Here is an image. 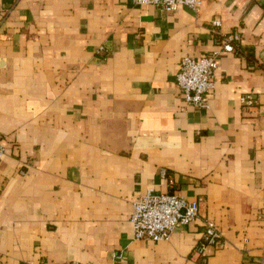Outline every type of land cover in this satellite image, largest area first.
I'll use <instances>...</instances> for the list:
<instances>
[{
	"label": "crops",
	"instance_id": "obj_1",
	"mask_svg": "<svg viewBox=\"0 0 264 264\" xmlns=\"http://www.w3.org/2000/svg\"><path fill=\"white\" fill-rule=\"evenodd\" d=\"M235 32L209 107L186 103L181 58ZM0 141V264H264V0H0ZM147 190L198 218L134 239ZM206 218L221 246L202 254Z\"/></svg>",
	"mask_w": 264,
	"mask_h": 264
},
{
	"label": "built area",
	"instance_id": "obj_2",
	"mask_svg": "<svg viewBox=\"0 0 264 264\" xmlns=\"http://www.w3.org/2000/svg\"><path fill=\"white\" fill-rule=\"evenodd\" d=\"M139 5H152L170 12L180 6L198 9L203 0H133ZM218 26L220 22L214 20ZM240 38L237 32L224 36L222 42L211 54L194 57L184 55L178 65L175 75L176 83L186 103L196 108H208L210 94L215 86L214 73L218 66V56L222 52H232L234 42ZM100 49H103L102 47ZM240 102L245 107L254 105L255 99L251 92L240 97ZM6 147L0 141V162L5 154ZM166 175L164 169L161 170ZM170 185L174 184L168 178ZM132 209L129 220L132 225L133 238L136 240L160 241L167 240L174 228L178 225L189 224L199 215L198 199H188L175 190L156 192L147 190L131 202ZM203 236L198 244L197 251L205 254L208 247L221 246V232L214 220L206 218L203 221ZM61 264H81L76 260H68Z\"/></svg>",
	"mask_w": 264,
	"mask_h": 264
}]
</instances>
